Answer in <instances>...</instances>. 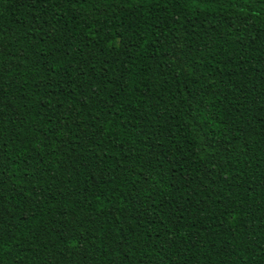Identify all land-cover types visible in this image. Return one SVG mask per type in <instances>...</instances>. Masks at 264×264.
Listing matches in <instances>:
<instances>
[{
    "label": "trees",
    "instance_id": "16d2710c",
    "mask_svg": "<svg viewBox=\"0 0 264 264\" xmlns=\"http://www.w3.org/2000/svg\"><path fill=\"white\" fill-rule=\"evenodd\" d=\"M0 264H264V0H0Z\"/></svg>",
    "mask_w": 264,
    "mask_h": 264
}]
</instances>
